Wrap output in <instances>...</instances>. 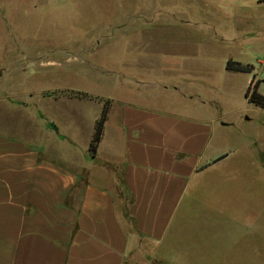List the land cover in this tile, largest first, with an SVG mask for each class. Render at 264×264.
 <instances>
[{"label": "crops", "instance_id": "crops-1", "mask_svg": "<svg viewBox=\"0 0 264 264\" xmlns=\"http://www.w3.org/2000/svg\"><path fill=\"white\" fill-rule=\"evenodd\" d=\"M151 15L140 26L128 19L125 29L95 37V48L121 40L119 66L101 71H116L127 98H108L94 156L88 150L94 124L81 147L75 113H69L75 132L66 120L62 131L31 109L34 94L17 101L18 89H1L0 264L172 260L167 247L181 236L184 215L207 195L209 182L226 180L214 173L231 158L221 143L234 124L194 87V35L152 43L143 31L170 30ZM159 52L170 57L158 61Z\"/></svg>", "mask_w": 264, "mask_h": 264}, {"label": "rangeland", "instance_id": "rangeland-1", "mask_svg": "<svg viewBox=\"0 0 264 264\" xmlns=\"http://www.w3.org/2000/svg\"><path fill=\"white\" fill-rule=\"evenodd\" d=\"M150 13L170 32L143 31L142 38L156 44L194 35V87L234 128L221 143L231 158L214 173L226 180L209 182L207 195L184 215L181 236L167 247L172 260L147 257L134 264H264V107L244 96L252 77L264 95V0H0V94L18 89L17 101L34 94L31 109L62 131L65 120L74 131L69 113H75L82 126L75 138L85 146L103 102L127 98L116 71H101L119 66L121 40L95 48V37L125 29L128 19L140 26ZM161 56L170 57L159 52L158 61ZM228 59L253 70L229 72ZM7 60L14 68L5 67ZM141 64L146 69L150 62Z\"/></svg>", "mask_w": 264, "mask_h": 264}, {"label": "trees", "instance_id": "trees-1", "mask_svg": "<svg viewBox=\"0 0 264 264\" xmlns=\"http://www.w3.org/2000/svg\"><path fill=\"white\" fill-rule=\"evenodd\" d=\"M226 70L231 72H243V73H249L253 70V66L251 64H243L239 61H235L232 59H228L226 61L225 65ZM259 82L260 80H255L254 77L251 78V80L248 83V86L244 92V96L247 98V100L251 103H254L255 105H259L261 107H264V95H262L259 90ZM78 96L85 97L86 94L76 93ZM70 95V94H69ZM72 96V95H70ZM92 98V97H90ZM110 106V101L106 100L103 102V106L100 112V115L98 119L95 122L94 125V132L92 134L88 150L91 154V156H94L98 142L101 139L102 136V130L103 125L107 117V112Z\"/></svg>", "mask_w": 264, "mask_h": 264}]
</instances>
